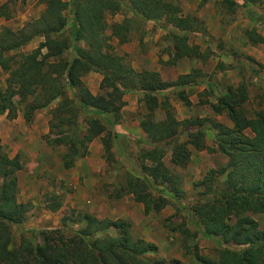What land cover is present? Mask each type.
<instances>
[{"label": "trees", "instance_id": "trees-1", "mask_svg": "<svg viewBox=\"0 0 264 264\" xmlns=\"http://www.w3.org/2000/svg\"><path fill=\"white\" fill-rule=\"evenodd\" d=\"M16 1L6 0L0 7V17L8 15L11 11L9 6ZM123 1L133 4L132 9L141 20L147 22L165 18L177 30L178 33L170 31L171 55L166 64L173 66L182 59L207 60V55L201 52L200 46L191 44L189 34L196 30L197 23L192 22L190 17H182V10L178 5L182 0H74V39L76 42L84 39L89 48H76L71 60H64V53L69 45L65 39L58 37V33L66 25L64 12L69 4L64 0H40L44 5L41 18L33 23L28 22L17 32L9 28L0 32V68L8 74L7 89L4 91L0 86V116L7 114L14 120L19 115L18 107L22 106L23 117L30 122L36 113L63 97L67 86L73 94L70 103L81 106L83 110L98 117L117 116L126 105L124 96L129 91L140 92L143 95L141 101L146 104L151 117L159 108L166 110L164 119L153 121L148 115L150 118L143 119L140 127L151 142L166 141L165 144L171 145V163L175 167L186 168L191 162L192 150L189 147L197 151L222 153L229 158L225 183L216 189H210L213 191L212 199H206L208 193L203 192L201 197L205 201H200L194 209L200 219L196 224L198 234L214 239L223 246L217 262L207 260L204 264H264V230L249 216L264 214V98H261L262 110L256 112L254 117H249L243 108L249 100L246 86L227 87L223 95L217 97V102L210 105L216 115L226 113L233 125L215 123L218 131L217 147H209L204 132L206 120L179 121L167 100L160 101L157 95L178 86L196 85L197 78L203 74L200 70H194L179 76L177 81L170 82L161 79L157 71L137 72L130 65H125L122 57L109 52L113 50L108 43L111 38H116L119 45L130 40L131 21L116 24L110 36L105 33L106 14L118 12ZM207 1L202 0V4ZM246 2L256 4L264 0ZM252 17L263 21L257 14H252ZM196 34H205V31H198ZM38 36L44 38L38 49L32 53L14 54ZM251 39L254 44L264 42L259 34ZM43 50L48 52L42 57ZM91 71L102 76L100 88L111 91L104 95L93 93L82 79ZM179 97L187 108L192 106L185 91H180ZM87 124V132L81 139L79 118L76 120L74 115L64 123L68 127L67 131L57 134V139L46 142L67 144L73 156L84 158L89 153L84 144L105 132L98 118L91 117ZM56 128L61 126L58 124ZM181 129L188 130L187 140L183 142L180 141ZM248 131L251 135H248ZM70 134H74V139L67 141ZM107 136L109 138L110 134ZM104 141V150L109 154V141ZM144 150L141 157L143 163L152 164L145 167L151 179L146 178V181L128 176L117 197L120 198L123 194L133 195L136 202L144 206V214L149 216L152 213L158 214L169 204L162 195L150 192V183L170 186L178 178L163 160L167 153L164 147ZM75 160L76 158L71 162L66 160L68 162L64 166L67 169L74 167ZM20 167L17 156L10 159L0 154V178L3 179L0 184V264H164V261L152 262L143 256L154 250V245L143 240L135 241L130 232V223L123 219L99 221L85 214L83 219L88 220V225L78 230L75 227L82 225L70 227L66 223L57 229L27 230L24 227V217L31 206L18 201L17 178L9 175L10 170ZM173 191L178 193L176 188ZM47 206L54 213L60 210L62 204L54 201ZM230 217H235L236 222L229 224L227 219ZM108 228H114L117 235L113 237L105 233L103 238L90 240V230L97 233ZM169 228L173 233L180 231L185 240L198 235L191 233L185 223L170 225ZM21 229L25 234L31 235V240L21 235L19 244L15 245L17 231ZM66 229L73 231V235L67 234Z\"/></svg>", "mask_w": 264, "mask_h": 264}, {"label": "rangeland", "instance_id": "rangeland-1", "mask_svg": "<svg viewBox=\"0 0 264 264\" xmlns=\"http://www.w3.org/2000/svg\"><path fill=\"white\" fill-rule=\"evenodd\" d=\"M64 1L69 4L64 12L66 25L58 33V37L68 42L69 48L64 53V60L69 61L74 55V49H88L89 46L84 39L75 41L74 0ZM5 2L6 0H0V7ZM202 3V0H182L178 5L182 10V17H190L192 22L197 23L196 30L189 37L191 44L199 45L201 52L207 55L205 62L201 59H183L173 66L166 64L171 55L170 31L178 33L177 30L165 18L147 22L141 20L132 9L133 4L128 1H123L120 10L115 14H106L105 33L110 36L116 24L131 21L129 42L119 45L118 40L113 37L108 42L113 47L109 52L122 57L124 64L130 65L137 72L160 68L163 72L161 79L170 82H175L179 76L194 70L203 73L194 86H178L157 95L160 101L167 100L179 121L205 119L206 143L209 147H217L218 131L214 124H233L226 113L216 115L210 103H216L217 97L223 95L227 87L246 86L249 100L243 108L249 117H254L263 107L261 98H264V42L254 44L251 38L256 34L264 38V2L252 4L246 0H208L204 5ZM9 10L11 11L8 15L0 17V32L4 28L17 32L28 22L33 23L43 15L44 5L40 0H17L9 6ZM252 14L261 16L263 21L254 19ZM198 31H205V34H196ZM43 42L44 38L38 36L14 54L32 53ZM47 52L43 50L42 57ZM1 70L0 68V86L5 91L8 87V74ZM82 79L95 94L104 95L111 91L100 88L102 76L98 72L86 73ZM180 91H185V95L190 98L191 107L187 108L180 100ZM142 96L138 91H129L124 96L126 105L119 115L98 117L83 110L81 106L70 103L73 94L67 86L63 97L36 113L30 122L23 117L22 106L18 107L19 115L14 120L7 114L0 116V154L10 159L18 157L21 167L10 170L12 173L9 175L17 178L18 201L31 206L30 211L25 213L24 227L27 230H46L60 228L64 223L70 227L82 225L75 227L78 230L88 225V220L83 219L85 214L99 221L123 219L130 223V232L135 241L143 240L154 245V250L143 255L152 262H217L223 246L214 239L198 234L196 224L200 219L194 209L200 201H205L201 197L203 192L208 193L206 199H212L213 191L210 189H216L225 183L229 158L222 153L197 151L189 147L192 150L191 162L186 168L175 167L171 163V145L165 144L166 141L153 143L141 130L140 122L151 117L146 104L141 101ZM74 115L76 120L79 118L81 139L87 132V120L91 117L98 118L105 128L101 136L84 144L89 152L84 158L73 156L67 144L46 142L57 139V134L67 131L68 127L64 123ZM165 116L166 110L159 108L152 114L151 119L159 121ZM58 124L61 128H56ZM187 132L188 130L181 129L180 141L187 140ZM247 133L251 135L250 131ZM72 139L74 134H70L67 141ZM104 140L109 141V154L104 150ZM154 147H164L167 151L163 160L178 180L170 186L150 183V192L153 195H162L169 204L158 214L146 216L144 206L136 202L133 195L123 194L119 198L117 193L130 175L146 181L151 179L145 167L152 164L143 163L141 155L145 152L144 149ZM75 158L74 167L67 169L64 164L74 161ZM2 181L0 178V184ZM175 188L178 193L173 191ZM54 201L60 202L62 207L58 212L52 213L47 204ZM249 216L264 230V214ZM227 222L233 224L236 219L230 217ZM181 223H185L191 233L198 235L185 240L180 231L171 232L170 225L179 226ZM66 230L67 234L73 235V231ZM106 230L98 231L101 233L90 230V240L103 238L105 233L113 237L118 233L114 228ZM21 235L31 240V235L25 234L21 229L17 231L15 245L19 244Z\"/></svg>", "mask_w": 264, "mask_h": 264}, {"label": "crops", "instance_id": "crops-1", "mask_svg": "<svg viewBox=\"0 0 264 264\" xmlns=\"http://www.w3.org/2000/svg\"><path fill=\"white\" fill-rule=\"evenodd\" d=\"M182 60H183V59H182ZM149 71H153V72H154V71H158V72L160 73V77L163 76V75H162V73H163V72H162V69H160V68H154V70H149ZM161 78H162V77H161ZM163 80L167 81L166 79H163Z\"/></svg>", "mask_w": 264, "mask_h": 264}]
</instances>
